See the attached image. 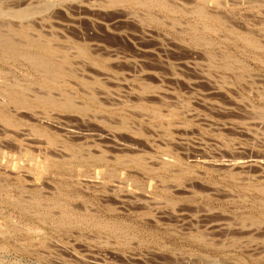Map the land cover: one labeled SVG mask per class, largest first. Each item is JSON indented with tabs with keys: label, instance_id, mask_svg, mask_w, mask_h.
I'll use <instances>...</instances> for the list:
<instances>
[{
	"label": "rangeland",
	"instance_id": "374dc122",
	"mask_svg": "<svg viewBox=\"0 0 264 264\" xmlns=\"http://www.w3.org/2000/svg\"><path fill=\"white\" fill-rule=\"evenodd\" d=\"M0 264H264V0H0Z\"/></svg>",
	"mask_w": 264,
	"mask_h": 264
},
{
	"label": "bare ground",
	"instance_id": "6f19581e",
	"mask_svg": "<svg viewBox=\"0 0 264 264\" xmlns=\"http://www.w3.org/2000/svg\"><path fill=\"white\" fill-rule=\"evenodd\" d=\"M6 45H7V44H6ZM3 46H4V45H3ZM9 46H10V45H9ZM36 47H37V46H36ZM44 47H45V46H44ZM2 49H3V48H2ZM12 49H13V48H12ZM6 50H7V49H6ZM10 50H11V49H10ZM15 50H16V49H15ZM43 50H45V49H43ZM43 50H42V51H43ZM11 51H12V50H11ZM13 53H14V51H13ZM51 53H52V52H51ZM36 58H37V57H36ZM44 58H45V57H44ZM49 58H50V57H49ZM33 59H34V57H33ZM33 59H32V60H33ZM37 59H38V58H37ZM42 59H43V58H42ZM34 62H35V61H34ZM34 62H33V63H34ZM35 66H36V65H35ZM37 66H38V65H37ZM41 66H42V65H41ZM39 67H40V66H39ZM41 68H42V67H41ZM41 68H40V69H41ZM46 69H47V68H46ZM41 72H42V71H41ZM51 72H52V71H51ZM43 73H44V72H43ZM52 74H53V73H52ZM41 75H42V73H41ZM43 75H44V74H43ZM45 75H46V72H45ZM48 75H49V73H48ZM52 76H53V75H52ZM48 79H49V78H48ZM42 80H43V79H42ZM49 82H51V81H49ZM49 84H50V83H49ZM51 85H52V84H51ZM36 100H37V99H36ZM42 101H43V100H42ZM49 102H50V101H49ZM42 104H43V103H42ZM44 105H45V104H44ZM54 105H55V104H54Z\"/></svg>",
	"mask_w": 264,
	"mask_h": 264
}]
</instances>
